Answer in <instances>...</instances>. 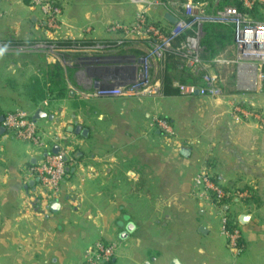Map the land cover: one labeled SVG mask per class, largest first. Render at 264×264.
Masks as SVG:
<instances>
[{
  "label": "crops",
  "instance_id": "0c3cea01",
  "mask_svg": "<svg viewBox=\"0 0 264 264\" xmlns=\"http://www.w3.org/2000/svg\"><path fill=\"white\" fill-rule=\"evenodd\" d=\"M56 1L61 4L64 39L83 43H113L116 36L106 33V24L130 23L136 13V6L126 0ZM0 12H4L0 19V42H51L50 35L39 28L40 16L29 7L28 0L0 1ZM148 14L158 24L171 26L163 18V7L151 8ZM259 14L264 19V9ZM85 28H90V32L84 34ZM228 52L235 54L232 44L222 56ZM77 54L76 61L91 59L106 65L140 58L145 51L142 43L127 41L113 52ZM17 57L0 56V68L20 67L19 62L12 61ZM39 62L35 64L37 73L27 74L23 84L15 78L0 83V96H31L34 81L38 86L34 96H51L43 74L49 62ZM66 78L62 72L61 81ZM104 78L96 73V80L90 82L97 86ZM69 84L77 88L78 96H86L83 90L92 87H86V83L83 86L73 76ZM64 85L65 96H77L67 91L65 82ZM262 94L260 98L225 97L228 101L233 97L241 105H252L264 115ZM70 99L79 111L68 114L69 120L64 119V108H57L53 115L44 111V100H36L33 108L26 109L31 115L38 109L48 115L49 118L36 122L45 134L49 152L54 146L61 148L67 144L78 162L67 168L55 212L30 200L37 185L31 171L44 151L0 133V264H82L85 250L98 240L117 246L111 264H264V222L255 217L260 208L258 186L264 182V126L251 120L237 122L231 114L234 122L224 116L213 140L174 146V158L167 160L151 140L159 138L151 120L158 109L149 107V101L103 96L88 101L81 97ZM81 108L87 112L82 113ZM77 126L87 130L85 137L81 131L75 133ZM104 132L111 141L104 142L99 136ZM181 148L189 150V154L181 155ZM100 151H109V155L103 156ZM201 167H206L224 189L239 192L242 197L230 201L222 212L208 202L196 201L190 195L192 179ZM151 179L157 182L155 192L160 195L165 190V196L171 199L165 209L147 206L150 188L146 181ZM223 215L237 224L241 233L243 251L237 256L228 249L221 234ZM242 215L248 217L244 225L238 221ZM129 224L133 226L131 232L126 229ZM125 232L127 236L122 239L120 235Z\"/></svg>",
  "mask_w": 264,
  "mask_h": 264
},
{
  "label": "built area",
  "instance_id": "2783aa9c",
  "mask_svg": "<svg viewBox=\"0 0 264 264\" xmlns=\"http://www.w3.org/2000/svg\"><path fill=\"white\" fill-rule=\"evenodd\" d=\"M126 1L136 6V13L130 23L112 21L106 24V33L116 36L113 43L89 42L85 45H73L69 50L82 54L108 53L124 46L127 41L139 42L144 45L145 51L144 56L136 61L139 63V68L143 67L142 63L145 60L154 59L156 62H161L167 55H173L180 62V70H189L197 75L201 66L207 65L200 58L202 23H227L233 26L232 46L235 58L231 63L236 69V89L245 92L250 90L264 92V22L254 21L248 13L239 12L233 7L216 9L215 7L223 0ZM240 1L247 10L254 4H260L264 8V0ZM29 7L38 12L39 28L50 35L52 43L65 40L61 22L62 11L56 0H29ZM154 7H163L166 13L176 18V24L164 27L151 20L148 12ZM3 15L4 12H0V19ZM89 32L90 28L83 30L84 34ZM61 49L66 50V48ZM215 61L216 59L211 63ZM200 77L201 85L175 83L174 87L184 96L220 98L222 95L220 79L208 72L202 73ZM96 90L95 94L100 96H109L113 92L110 88H96ZM140 90L146 95L154 93V90L150 88ZM238 103L240 102L233 103L230 110L233 120L237 122L251 120L264 126V118L252 105L238 106ZM0 118H2L0 128L6 135L44 151L43 157L31 171L32 176L37 180V185L30 200H35L48 208L60 198L61 184L67 176V168L78 164L72 155V150L63 146L59 148L56 155L49 152L42 128L27 111L16 109L4 112ZM160 120H162L160 127L165 129L166 121ZM195 187L199 188L196 192ZM193 188V195H200L202 200L219 207L220 210L227 205V202L243 195L224 189L204 170H201L193 179ZM227 224L228 218L223 215L221 234L226 240L228 249L237 256L243 251L241 233L236 228L229 230ZM116 251L115 244L98 240L85 250L81 261L82 264H110L116 257Z\"/></svg>",
  "mask_w": 264,
  "mask_h": 264
},
{
  "label": "rangeland",
  "instance_id": "374dc122",
  "mask_svg": "<svg viewBox=\"0 0 264 264\" xmlns=\"http://www.w3.org/2000/svg\"><path fill=\"white\" fill-rule=\"evenodd\" d=\"M69 49L64 50L58 48L55 43L49 42L47 40H42L35 43L20 42V44L12 45H7V43L0 42V56L9 54L12 57V55H16L18 57L15 59L12 58V61L19 62L21 64L20 67H1L0 83H3V81H6L8 83V78H15V80H19L22 83L27 74L30 75L33 72L37 73L38 69L36 68L35 64L40 63L39 61L42 59L45 60V62H49V67L57 66L62 72H64V77H67L64 81L67 87V91L72 92L74 95H77L61 97L48 96L44 100L47 103L44 111H47L52 115L56 113L55 110L57 108H64L66 109V115L64 119L69 120L68 114L79 111L74 107V103L70 101V98L76 99L78 97H81L82 99H86L88 101L91 98H94V96L101 97L99 94H95L97 93L96 88H110L111 91H113L112 95L103 96L107 98L120 99L122 101L129 98H139L141 100H145L146 102L149 101V107L158 109L155 114H152L151 120L153 123L152 129L153 131L156 130L159 133V138L151 137V140H154L157 143V147H159L158 149H160L161 157L167 160H169L170 158H174V146L187 147L191 142H195L194 140H203L205 142H208L210 139L213 140L216 129L220 125V123H222L224 116H228V120H231L230 110L232 109L233 103L238 102L235 101L233 97L232 100L228 101L225 96H254L258 98L259 96L263 95L262 92L258 90H250L245 92L238 91L236 89V69L231 63V61L235 58L234 53L228 52L219 57V59H216L215 62L208 63L207 65H205V67L202 65L200 71L197 73V76H201V74L204 72H208L211 75L217 76L220 79L222 85L221 97L213 99L198 96L194 99H189L181 94H179L178 97L173 98H167L161 94L159 79L160 65L159 62H156L154 59L145 60V62L142 63V68H139V63L136 62L139 58H127L115 63L101 65L96 64V62H93V60L91 59L87 61H76L74 59V56L77 53L72 52ZM21 62H23V64ZM96 73L102 74L107 79L104 78V81L101 80L102 83H99L98 86H93L90 82V79L96 80L94 79V74ZM72 76L74 77V80L76 79L80 81L83 86L86 85L87 87L88 84L92 85L91 89L87 87V89L83 90L82 94L86 96H78L80 92L77 91V88L73 87L72 84L67 85V83L71 82ZM109 78H111V80H109ZM141 88H150L151 90H154V93H152L151 95H146L142 93V91L140 90ZM227 91H230L232 94L227 95ZM227 104L229 105V107H227ZM31 106V102L28 101L25 96H0L1 114L16 109L26 111V107L30 108ZM238 106L244 105L238 103ZM86 110V108H81L80 111L84 113V111L87 112ZM160 115H162L163 117H161ZM261 116L264 118V115ZM162 118H165L166 121L164 125L166 126L164 127L165 129H162L160 127V123L162 121L160 119ZM242 121L244 122V120ZM57 123L58 122H56V124ZM87 124L89 125V123ZM258 125L263 126L260 123H258ZM99 136L103 139L104 142L111 141L108 133H99ZM50 141L51 136L49 135L48 143H50ZM67 146L68 145L66 144V146L64 147ZM109 151H100V154H102L103 156H107L109 155ZM206 169V167H201L200 169H198L195 176L201 170H204L209 174ZM195 176H193V179L195 178ZM193 179L192 191L190 195H192L199 203H207L206 201L201 199L200 195H193ZM146 183L147 188H150L149 196L146 200V203L148 204L147 206H156L161 210L165 209L171 202V199L165 196L166 191L163 190L162 193L159 192V195L155 192L158 190L153 189L157 186L156 181L151 179L147 180ZM197 187H195V192L199 189ZM258 187H260V189H258L259 199L257 201V204L259 203L258 205L260 208L258 212H256L255 217L258 221L264 222V182H262ZM228 203L229 202H227L226 204ZM210 205L214 206L217 211L222 212L219 207L213 204ZM149 218H151V216ZM137 223L139 224L138 220ZM152 232L153 229H150V235H153ZM167 232L169 233V230H167Z\"/></svg>",
  "mask_w": 264,
  "mask_h": 264
},
{
  "label": "trees",
  "instance_id": "16d2710c",
  "mask_svg": "<svg viewBox=\"0 0 264 264\" xmlns=\"http://www.w3.org/2000/svg\"><path fill=\"white\" fill-rule=\"evenodd\" d=\"M29 3V0H28ZM224 7H233L236 8L239 12L248 13L252 15L256 21L264 22V19L259 18L260 11L264 9L260 4H254L251 9L247 10L240 0H223L215 8L222 9ZM201 32L203 34L202 39L200 40L201 54L200 58L203 63H211L213 60L219 58L224 53L227 46L233 44V26L227 23L219 22H203L201 25ZM12 44H20V42H15ZM7 43V45H12ZM59 48L69 49L73 45H85L89 44L82 41H71V40H62L55 43ZM160 71V88L161 94L164 97H178L179 92L174 87L175 83L180 84H196L201 85V77L198 75L192 74L189 70H180V62L173 55H167L165 59L159 62ZM44 79L47 82L49 95L61 97L65 96L66 89L64 82L61 81L60 75L62 74L59 67H48L43 68ZM37 82L34 81L30 86V91L33 94H36ZM25 96L28 101L31 102L33 108L36 100H45L48 96ZM28 108V107H26ZM1 115V113H0ZM165 120V118H162ZM227 228L229 230L237 227V224H234L228 219Z\"/></svg>",
  "mask_w": 264,
  "mask_h": 264
},
{
  "label": "water",
  "instance_id": "95a60500",
  "mask_svg": "<svg viewBox=\"0 0 264 264\" xmlns=\"http://www.w3.org/2000/svg\"><path fill=\"white\" fill-rule=\"evenodd\" d=\"M0 1H7V0H0ZM164 20L166 21V22H168L169 24H171V25H175L176 24V22H177V20H176V18H174L173 16H171L170 14H168V13H166L165 15H164ZM48 117V115L45 113V112H43L42 110H40V109H38V110H36L33 114H32V119L34 120V121H38V120H41V119H44V118H47ZM49 118V117H48ZM1 121H2V118H0V123H1ZM72 130V128H70L69 129V131H71ZM81 131V132H80ZM4 132V130L2 129V128H0V133H3ZM81 133V135L82 136H86V134H87V130H85V129H81V127H79V126H77L76 127V129H75V133ZM58 151H59V147L58 146H54L52 149H51V153L52 154H57L58 153ZM180 153H181V155H183V156H187L188 154H189V150H187L186 148H181V150H180ZM67 171V170H66ZM30 185H33V183L32 184H30ZM58 207H59V205L57 204V203H53V204H51L48 208L50 209V211L51 212H55V211H57V209H58ZM247 220H248V217L247 216H244V215H242V216H240V218H239V223L241 224V225H244L246 222H247ZM127 232H131L132 230H133V226L132 225H128L127 226ZM200 231H203V228H200ZM127 236V233L125 232V233H122L121 235H120V237L122 238V239H124L125 237ZM173 264H175V262L173 263Z\"/></svg>",
  "mask_w": 264,
  "mask_h": 264
}]
</instances>
